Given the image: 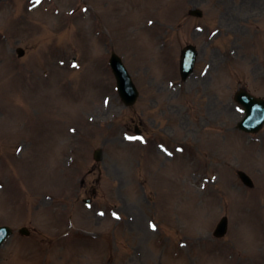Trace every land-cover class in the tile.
<instances>
[{
  "label": "rangeland",
  "instance_id": "374dc122",
  "mask_svg": "<svg viewBox=\"0 0 264 264\" xmlns=\"http://www.w3.org/2000/svg\"><path fill=\"white\" fill-rule=\"evenodd\" d=\"M85 4L93 8L83 10ZM192 7L202 16L188 15ZM188 43L199 58L195 73L180 83L178 59ZM17 46L25 49L21 57ZM107 48L123 57L139 88L132 107L114 93ZM241 86L264 95V0H44L32 11L23 0H0V223L33 230L8 239L0 264H264V128L254 135L234 128L241 111L232 95ZM137 123L153 134L148 142L185 143L186 161L155 153L136 164L146 145L127 142L125 132ZM32 128L36 136L41 128L40 140ZM95 147L104 153L88 176L101 174L91 209L108 216L104 207L117 196L125 201L116 189L136 171L135 180L147 181L150 195L157 192L152 210L163 224L154 244L143 215L136 214L127 254L131 239L125 240L123 226L94 227L106 216L78 210L92 193L79 191L73 177L95 164ZM150 160L163 167L160 181H169L159 188L157 175L147 174L158 173ZM237 169L252 177L253 188L242 184ZM200 175L211 176L204 187ZM124 203L121 209L137 212ZM71 205L78 226H114L118 239L106 235L105 249L93 239L96 256L72 255L65 226ZM221 215L229 218V233L216 240L211 230Z\"/></svg>",
  "mask_w": 264,
  "mask_h": 264
},
{
  "label": "water",
  "instance_id": "95a60500",
  "mask_svg": "<svg viewBox=\"0 0 264 264\" xmlns=\"http://www.w3.org/2000/svg\"><path fill=\"white\" fill-rule=\"evenodd\" d=\"M250 100H254V99H252V98H251ZM255 101H256V100H255ZM252 102L254 103V101H252ZM249 107H251V105H250V104H249Z\"/></svg>",
  "mask_w": 264,
  "mask_h": 264
},
{
  "label": "snow or ice",
  "instance_id": "6c2138e0",
  "mask_svg": "<svg viewBox=\"0 0 264 264\" xmlns=\"http://www.w3.org/2000/svg\"><path fill=\"white\" fill-rule=\"evenodd\" d=\"M154 227V226H153Z\"/></svg>",
  "mask_w": 264,
  "mask_h": 264
}]
</instances>
